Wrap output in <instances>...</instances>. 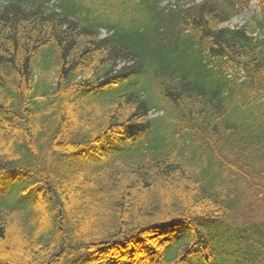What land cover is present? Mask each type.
I'll return each instance as SVG.
<instances>
[{"label": "trees", "instance_id": "trees-1", "mask_svg": "<svg viewBox=\"0 0 264 264\" xmlns=\"http://www.w3.org/2000/svg\"><path fill=\"white\" fill-rule=\"evenodd\" d=\"M252 1L0 0V264H264Z\"/></svg>", "mask_w": 264, "mask_h": 264}, {"label": "rangeland", "instance_id": "rangeland-1", "mask_svg": "<svg viewBox=\"0 0 264 264\" xmlns=\"http://www.w3.org/2000/svg\"><path fill=\"white\" fill-rule=\"evenodd\" d=\"M259 3L257 1H252L250 6L238 17L234 18L231 22V25H242L244 24L248 19L250 20V17L253 14H258L260 12L259 10ZM108 11H110L108 9ZM114 15V14H113ZM116 16V15H114Z\"/></svg>", "mask_w": 264, "mask_h": 264}]
</instances>
